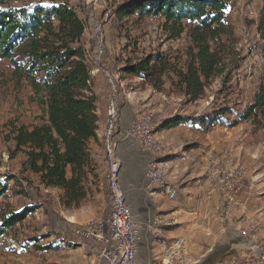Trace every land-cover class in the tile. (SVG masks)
Wrapping results in <instances>:
<instances>
[{"label":"rangeland","instance_id":"obj_1","mask_svg":"<svg viewBox=\"0 0 264 264\" xmlns=\"http://www.w3.org/2000/svg\"><path fill=\"white\" fill-rule=\"evenodd\" d=\"M62 1L75 10L84 24L80 45L87 66L92 68L90 59L96 54L93 28L99 24L104 50L101 60L104 62L106 58L109 61V65L103 68L118 77L121 102L126 101L134 108L133 120L142 113L150 115L149 129L161 150L140 149L145 166L149 168L166 160L169 168L165 176L221 175L228 188L225 209L232 221L242 220L247 224L241 229L246 244L248 237L254 234V230L245 234L247 227L252 226L247 221L257 218L264 225V131L251 121L240 119L251 104L264 73V41L257 32L262 1L229 0L225 17L228 32L220 37V42L211 43L221 58V64L205 81L203 92L195 100H189L184 94L178 75L184 70L193 47L188 35L191 24L187 21L184 22V32L177 38H170L163 29L161 16L133 13L118 18L117 8L129 0ZM57 2L0 0V8H31ZM156 54L161 55L163 63L151 61L154 70L149 75L126 71V67ZM98 74L104 78L102 92L107 101V82L102 73ZM93 76L90 78L92 86ZM177 117L204 118L209 122L171 125L172 119ZM43 119L44 107L35 100L26 82H18L12 76L9 60L0 59V182L6 184L0 195V215L25 206L33 207L22 222L0 236V264H89L91 245L75 236L74 227L104 215L106 211L98 212L90 203L95 200L90 193L78 205L64 206L60 192L45 189L37 175L25 167V155L22 152L12 154L10 131L13 123L31 127ZM92 174L88 179L96 177ZM236 179L244 183L238 191L233 188ZM241 193L246 195L243 209L248 210L235 216L231 210L240 205L235 203V198ZM103 198L104 195L98 199ZM76 215L91 216L78 223ZM171 243L164 244L163 248L171 247ZM205 246L201 245L200 249L204 251ZM188 247L186 243L185 251L173 255L168 264H183L192 259ZM229 247L228 253L233 250V246ZM205 259L199 263H204ZM257 261L263 264L258 255ZM160 262H163V256Z\"/></svg>","mask_w":264,"mask_h":264},{"label":"trees","instance_id":"obj_2","mask_svg":"<svg viewBox=\"0 0 264 264\" xmlns=\"http://www.w3.org/2000/svg\"><path fill=\"white\" fill-rule=\"evenodd\" d=\"M257 32L264 41V0ZM229 0H129L117 8L118 18L137 13L161 16L170 38L179 37L187 21L193 43L184 70L178 72L189 100L203 92L221 58L211 43L220 42L228 31L225 21ZM84 24L75 10L62 0L31 8H0V59H8L12 76L24 81L35 100L44 107L45 119L31 127L16 125L10 131L12 154L22 152L25 167L44 187L62 190L64 206H76L85 198V182L92 172L89 142L96 136L97 115L91 73L80 45ZM163 63L159 54L149 55L126 67L128 73L149 75L150 62ZM264 131V73L251 104L240 115ZM206 124L209 120L177 117L172 124ZM89 173V174H88ZM6 184L0 182V195ZM33 211L25 206L0 215V236Z\"/></svg>","mask_w":264,"mask_h":264},{"label":"crops","instance_id":"obj_3","mask_svg":"<svg viewBox=\"0 0 264 264\" xmlns=\"http://www.w3.org/2000/svg\"><path fill=\"white\" fill-rule=\"evenodd\" d=\"M101 65L108 66L109 61L104 58V62L101 60ZM89 70L91 75L94 74L91 67ZM92 78V91L96 98L97 129L96 136L89 142V151L92 159V175L96 177L87 178L85 189L86 196L90 193L95 198L94 202L90 203L98 212H105L108 204L106 177L104 178L107 164L102 144V133L107 121L105 120L106 99L102 92L104 78L101 74ZM122 84L121 81V86ZM133 117L134 108L126 101H122L119 107L118 130L115 135L116 155L121 162L119 182L126 202L138 220L156 218L161 221L160 224H155V234L159 233V237H153L143 228L140 229L136 264H161L163 245L176 239H183L189 245L188 252L193 259L192 264H259L257 250L253 245L264 244V225L257 218L247 221L254 226V234L248 237L246 244L243 243L245 238L242 236L241 229L247 224L242 220L232 221L231 215L227 213L224 200L228 195V188L221 181V175H167L162 186H147L144 177L146 161L142 158L141 150L130 145L126 134ZM243 184V181L241 184L236 179L233 185L234 191L240 190ZM44 188L58 190L62 195V190L59 188ZM102 195L104 198L98 199ZM244 195L245 193H241L235 198V203L240 204L234 211L231 210L235 216H241L248 210L243 209L242 206L246 196ZM90 216L76 215L75 220L83 223ZM201 245H206L204 251L200 249ZM227 245L233 246L232 252L228 253ZM242 247H245L244 250L239 251ZM204 258H206L205 262L199 263ZM91 260L92 254L90 263Z\"/></svg>","mask_w":264,"mask_h":264},{"label":"built area","instance_id":"obj_4","mask_svg":"<svg viewBox=\"0 0 264 264\" xmlns=\"http://www.w3.org/2000/svg\"><path fill=\"white\" fill-rule=\"evenodd\" d=\"M93 36L95 40V56L92 57V72L94 76L102 73L106 79L108 86L107 101L105 107L107 130L106 142L109 157V170H106L105 177H108L109 197H108V213L105 220H96L92 225L81 226L77 224L74 227V234L81 240H86L90 243L92 254H98V262L96 264H136V252L138 239L140 237V229L143 228L153 237H159L155 234V224H160V219H145L140 221L133 214L130 206L126 202L125 195L119 176L121 171V162L116 155L115 135L119 124V107L120 102L117 99V90L114 84L113 73L103 68L101 65V56L103 55V35L99 24L94 25ZM151 122L148 113L137 115L129 128L127 129V137L130 145L143 149L145 141L151 140L145 134V127ZM155 170L148 169L146 166L144 177L147 181V186L151 187L156 181H165L153 179ZM222 182L224 178H221ZM254 230L252 226L247 227L245 234H249ZM185 241L180 239L179 245H173L172 248H162L163 263L168 264L170 258L180 251H185ZM257 250V255L260 258V263L264 264V246L255 243L253 245ZM193 259H187L183 264H192Z\"/></svg>","mask_w":264,"mask_h":264},{"label":"bare ground","instance_id":"obj_5","mask_svg":"<svg viewBox=\"0 0 264 264\" xmlns=\"http://www.w3.org/2000/svg\"><path fill=\"white\" fill-rule=\"evenodd\" d=\"M90 61H91V65H92V58L90 59ZM113 76H114L115 88L117 90V99L121 103V95H120V91H119L120 87H119V84H118V78L114 74H113ZM106 130H107V121L105 123L104 129H103V133H102V144H103V149H104L105 161H106V164H107V170H109V157H108V149H107V142H106V132H105ZM145 134L148 137H150L151 140H156L154 138V136L151 134V130L149 129V125H147L145 127ZM144 148L148 149V150H151L153 152H159L161 150L160 145H159V143L157 141H145V147ZM168 168H169V162L166 161V160H161L158 163V165H156V164L151 165L148 169L155 170V172H153V179L163 180V176H165L166 170ZM164 182L165 181H156L152 186L162 185ZM106 186H108V177H106ZM108 197H109V189H108V194H107V204H108ZM107 213H108V209L104 213V215H101V216L96 217V218H94V219H92V220H90V221H88L86 223H83V224H81V226L92 225L97 219L98 220H105V216H106ZM179 244H180V239H176V240L172 241V243L170 244L171 247H169V248H172V245H179ZM96 262H98V254H92V260H91V263H89V264H96Z\"/></svg>","mask_w":264,"mask_h":264}]
</instances>
